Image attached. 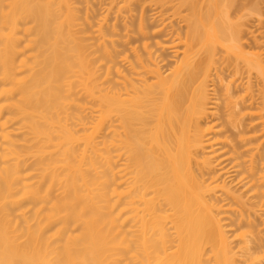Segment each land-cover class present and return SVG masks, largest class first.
I'll return each instance as SVG.
<instances>
[{
	"label": "bare ground",
	"instance_id": "bare-ground-1",
	"mask_svg": "<svg viewBox=\"0 0 264 264\" xmlns=\"http://www.w3.org/2000/svg\"><path fill=\"white\" fill-rule=\"evenodd\" d=\"M262 4L0 0V264H264Z\"/></svg>",
	"mask_w": 264,
	"mask_h": 264
},
{
	"label": "rangeland",
	"instance_id": "rangeland-1",
	"mask_svg": "<svg viewBox=\"0 0 264 264\" xmlns=\"http://www.w3.org/2000/svg\"><path fill=\"white\" fill-rule=\"evenodd\" d=\"M263 1H264V0H262V2H263ZM262 6H264V4H262ZM262 10H264V9H262ZM254 79H255V78H254ZM254 79H253V80H254ZM255 81H256V79H255ZM230 133H232V132H230Z\"/></svg>",
	"mask_w": 264,
	"mask_h": 264
}]
</instances>
